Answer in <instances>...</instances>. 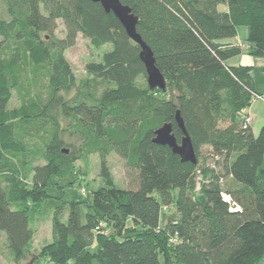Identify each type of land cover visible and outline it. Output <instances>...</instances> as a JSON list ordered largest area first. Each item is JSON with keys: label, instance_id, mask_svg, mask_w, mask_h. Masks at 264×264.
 Masks as SVG:
<instances>
[{"label": "trees", "instance_id": "16d2710c", "mask_svg": "<svg viewBox=\"0 0 264 264\" xmlns=\"http://www.w3.org/2000/svg\"><path fill=\"white\" fill-rule=\"evenodd\" d=\"M138 19L166 89L150 90L140 48L112 13L90 0H2L0 13V236L19 264H259L264 257V121L242 112L256 100L252 67L226 62L249 30L247 54L264 58V0H119ZM63 36L55 33L58 22ZM78 36L99 50L76 81L64 53ZM76 92L71 97L66 94ZM17 105L10 108L12 100ZM179 113L197 163L153 143L164 124L180 143ZM243 116V117H242ZM32 142L37 148L27 145ZM211 152L202 164L200 150ZM98 156L99 186L84 223L81 203L47 189L72 188L74 165ZM110 155L124 162L115 186ZM42 163V164H37ZM65 181L63 187L57 181ZM43 214V215H40ZM39 216V217H38ZM51 216L53 241L32 255V223ZM64 217L66 219L64 220ZM104 230H110L105 233Z\"/></svg>", "mask_w": 264, "mask_h": 264}, {"label": "rangeland", "instance_id": "374dc122", "mask_svg": "<svg viewBox=\"0 0 264 264\" xmlns=\"http://www.w3.org/2000/svg\"><path fill=\"white\" fill-rule=\"evenodd\" d=\"M3 2L0 0V13L1 16L4 18V7ZM63 25L59 21L58 22V29L55 33L57 38H61L63 36ZM238 37L237 40L241 42L242 44L245 43L248 37L249 30L247 27H239L237 29ZM111 48L109 46H105L99 50L93 49L89 42L82 38L81 36H78L76 40V44L65 51L64 57L67 63L69 64L71 71L76 79L77 82L83 79L89 80L90 89L89 91L93 93L94 95H98L99 92L105 87V84L102 81L98 80H91V77L88 75V73L85 70V67L90 62H100L102 55L109 51ZM242 60L244 62H248V64L253 66L252 70V78L254 83L256 84V87L258 90H264V58L260 57H252L247 55V47H242ZM76 92V89L74 91L70 92L69 94H66L65 97L69 98ZM259 92V91H258ZM263 94V92H261ZM264 96V94H263ZM259 103V111L257 110L256 117L259 118L257 120L258 124H262L264 121L263 112H262V106L264 105V102H261L263 100H256ZM17 105V102L13 99L10 103V108ZM259 132V131H258ZM256 135L258 133H255ZM28 146H31L32 148H37L35 144L32 142H27ZM201 153V161L202 164L211 165V152L210 149L207 147H203L200 150ZM107 163L109 170L111 172L112 178L114 180V184L119 189H126L127 186V179L125 176V167L124 162L115 155H110L107 158ZM42 164V163H37ZM99 158L98 156L94 155L89 160V165L86 170L83 168V165L80 162L75 163L74 165V177L76 183L73 185L72 188L70 187H64L63 189H57V188H50L47 189V193L55 197L59 200H61L64 203H70V202H78L81 203L80 207V219L81 222L84 223L85 215L88 213V206L91 205L92 202V192L96 190L99 186H103L102 181H100V168H99ZM264 170V162L263 167ZM57 181V180H56ZM57 186L63 187L66 183L65 181H57ZM43 215V214H40ZM39 217V216H38ZM66 217H64V220ZM32 228L34 230V238H33V249H32V255L38 256L41 252V249L50 244L53 241V232H52V221L51 216L44 217L43 219L37 218L32 223ZM110 230H104L105 233L109 232ZM5 251V237L4 235L0 236V264H9L4 259V252ZM31 261V258H25L23 261H21L19 264H28ZM40 264H49L45 258L40 259Z\"/></svg>", "mask_w": 264, "mask_h": 264}, {"label": "water", "instance_id": "95a60500", "mask_svg": "<svg viewBox=\"0 0 264 264\" xmlns=\"http://www.w3.org/2000/svg\"><path fill=\"white\" fill-rule=\"evenodd\" d=\"M90 1L93 3H99L106 13H112L123 27L126 35L139 46V60L144 66L148 88L150 90L159 89L164 91L166 89L165 79L156 67L153 53L136 31V26L138 24L137 17L131 13V10L127 6L122 5L119 0ZM175 120L182 131V139L180 143H177L172 133L171 124H164L155 131L153 143L160 146H167L173 155L180 158L182 163H191L195 165L197 163L195 150L190 137L185 131L179 113H177Z\"/></svg>", "mask_w": 264, "mask_h": 264}, {"label": "crops", "instance_id": "0c3cea01", "mask_svg": "<svg viewBox=\"0 0 264 264\" xmlns=\"http://www.w3.org/2000/svg\"><path fill=\"white\" fill-rule=\"evenodd\" d=\"M237 37H238V36H237ZM232 43L239 45L241 48H242L243 46L248 47V44L246 43V41H245L244 44H242L241 42H239V41L237 40V38H236L235 40H233ZM241 55H242V54H241ZM241 55L229 59V60L226 62V64H227L228 66H230V67L250 66V67H252V70H254L252 65H250V64H248V62H244V61L242 60ZM247 55H248V54H247ZM249 56H250V55H249ZM251 75H252V72H251ZM254 88H255V91H256L257 93L261 94V92H263V94H264V90H258V88L256 87V84H255V83H254ZM258 91H259V92H258ZM263 94H261V95H263ZM257 102H258V101H254V102L252 103V105L250 106V108H248V109H246V110H244V111L242 112V115L249 116V117L251 118L250 128H251V130H252V132H253L254 135H256L255 133H258V131L260 130L261 126L263 125V122H262V124H258L259 122L257 123V120H259V118L256 117V115H258V114H257V113H258L257 110L259 111V110L261 109V108L259 109V107H258V106H259V103H257ZM261 102H264V100L261 101ZM262 112L264 113V105L262 106ZM242 117H243V116H242ZM263 117H264V114H263ZM161 264H162V263H161ZM259 264H264V257H263V259L260 261Z\"/></svg>", "mask_w": 264, "mask_h": 264}, {"label": "built area", "instance_id": "2783aa9c", "mask_svg": "<svg viewBox=\"0 0 264 264\" xmlns=\"http://www.w3.org/2000/svg\"><path fill=\"white\" fill-rule=\"evenodd\" d=\"M242 121H243L244 127H246V126L250 125L251 118L249 116H246V117L242 118Z\"/></svg>", "mask_w": 264, "mask_h": 264}]
</instances>
